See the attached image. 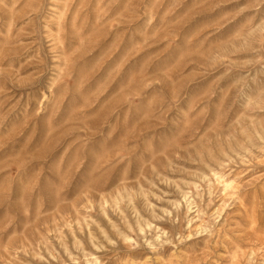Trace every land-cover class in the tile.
Masks as SVG:
<instances>
[{"label": "rangeland", "instance_id": "1", "mask_svg": "<svg viewBox=\"0 0 264 264\" xmlns=\"http://www.w3.org/2000/svg\"><path fill=\"white\" fill-rule=\"evenodd\" d=\"M0 264H264V0H0Z\"/></svg>", "mask_w": 264, "mask_h": 264}]
</instances>
